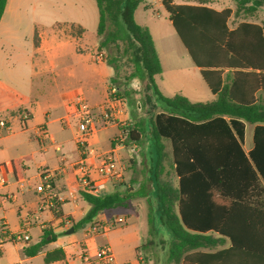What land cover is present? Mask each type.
I'll return each instance as SVG.
<instances>
[{"label": "trees", "instance_id": "obj_1", "mask_svg": "<svg viewBox=\"0 0 264 264\" xmlns=\"http://www.w3.org/2000/svg\"><path fill=\"white\" fill-rule=\"evenodd\" d=\"M158 1L213 100L191 102L159 91L155 76L162 68L152 36L134 18L143 0H94L97 49L107 51L105 62L114 71L111 84L120 80L119 60L132 65L116 94L128 99L134 91L126 85L136 78L146 82L154 97L156 111L148 122L154 146L149 176L156 206L148 209L147 220L157 217L171 236L168 264H264V23L241 20L229 26L231 17L239 12L252 16L264 0H232L234 10H217L209 6L210 0ZM6 2L0 0V19ZM246 123L254 125L253 147L247 153L242 147ZM142 127L140 120L129 127L125 143L139 141L135 129L142 133ZM11 168L17 176V163ZM81 193L90 208L79 225L101 212L127 208L133 198L130 189ZM48 235L30 253L48 243ZM225 239L228 248L201 252ZM55 258H63L60 249L47 253L44 260Z\"/></svg>", "mask_w": 264, "mask_h": 264}, {"label": "crops", "instance_id": "obj_2", "mask_svg": "<svg viewBox=\"0 0 264 264\" xmlns=\"http://www.w3.org/2000/svg\"><path fill=\"white\" fill-rule=\"evenodd\" d=\"M8 6L9 0L6 2L0 19V35L3 31V19ZM72 29L78 31V27H72L71 33ZM79 33L77 37L71 34L72 38H75L76 46L75 53H73L75 58L69 59L70 61L68 58L61 59L58 63L52 58L47 60L46 55L49 50L52 49L55 56L57 51H62L59 48L60 44L52 43L56 39L54 36L49 44L45 38H40L30 51L20 50L12 44L7 45L10 51L5 57L11 59L14 57L17 61H22L27 74L25 81L22 82L25 87L24 92L20 90V83L17 82L14 86L4 74H0V115L8 118L12 128L11 133L0 138V166L5 169L7 180V185L0 190V196H13L9 199L3 198L0 219L5 220L10 232H26L29 240L25 243L6 242L2 244L0 264H78L81 248H85L88 254L93 255L102 245H108L111 248L119 264H168V243L171 236L160 225L157 217H152L151 223L147 220L148 209L156 206L153 198L154 185L149 176V169L153 164L154 146L144 142L142 133L139 129H135V135L139 136V141L134 142L139 148L138 153L133 155L129 153L125 157L119 154L123 148H129L130 144H126V140H121L120 143L114 140L120 139L124 125L131 127L137 121L128 115L127 98L117 94L116 96L111 95L110 88L114 87L113 84L110 81L104 84V78L108 75H102L101 64L105 60L95 59L94 62L99 66L94 67L83 59V48L77 44L82 38L83 29ZM153 43L156 49L154 39ZM4 49L5 45L0 43V56ZM1 62L0 58V65ZM5 63L4 67L9 61L5 59ZM202 82L206 86L203 79ZM114 88L118 91L117 87ZM199 90L205 92L202 86ZM206 90L209 100L205 102L213 100L215 96L208 88ZM176 94L188 97L182 90L172 96ZM78 97L85 99L93 113L96 126L86 142L88 161L96 164L101 156L112 154L122 174L121 179L108 182L105 192L100 195L126 189H130L133 194L129 207L101 212L94 217L103 224L123 218L125 219L124 227L115 225L108 231L96 235L86 233L88 223L79 225V221L87 214L90 207L83 199L74 173V165L81 157V150L75 139L79 122ZM116 97L121 103L115 101ZM24 112L28 114V118L22 127L20 115ZM57 123L59 125H56ZM97 125H101L100 130H97ZM247 125L248 123L245 124L242 145L246 153L253 147L252 140L246 143ZM249 125L252 134L254 125ZM108 127L116 128L118 131L112 138H109L110 148L91 151L96 142V139L92 137ZM39 129L44 132L41 144L36 145L31 138L40 139ZM29 131H33L31 138ZM67 132L70 134L69 138H67ZM164 144L165 153L169 155L170 147L167 142ZM50 152H54V155ZM12 162L17 163V176L11 168ZM167 163L166 158V168ZM43 170L55 171V176L51 181L50 201L44 202L42 201L45 193L36 191V187L43 183L40 177ZM41 202L46 206L38 210ZM137 211L145 215L141 234L135 223L127 224V219ZM70 228H73V232L66 233ZM45 234H49L47 236L49 242L43 244L37 252L30 253L32 247L40 242ZM212 235L214 238L218 237L217 234ZM146 241L151 248L145 253L142 247ZM160 244L163 246L159 247ZM229 246V240L225 239L221 245L201 250V252L213 253ZM55 249L62 251L63 258L45 261V255ZM159 250L165 258L162 262L159 259Z\"/></svg>", "mask_w": 264, "mask_h": 264}, {"label": "rangeland", "instance_id": "obj_3", "mask_svg": "<svg viewBox=\"0 0 264 264\" xmlns=\"http://www.w3.org/2000/svg\"><path fill=\"white\" fill-rule=\"evenodd\" d=\"M175 2L195 3V0H175ZM158 4L159 2L157 0H143L135 10L134 18L138 24L146 26L149 29L155 41L156 52H158L157 54L162 64L161 74L155 76V83L159 91L165 96H172L178 93L179 90H182L188 96L186 98L190 101L205 102L209 100L207 88L202 84V78L198 69L192 63L185 48L174 32L167 18V12L161 5L158 6ZM209 6L218 9L223 7L235 9V4L232 0H210ZM241 20L259 24L264 23V6L257 9L252 16L244 12H239L237 16L230 18L229 26L233 28ZM97 25L98 13L94 0H9V6L3 19V31L0 35V43L5 45V49L0 56L2 61L0 65V70L2 72L0 71V74H4L8 78L7 80L12 82L14 86L17 82L20 83V90L24 92L25 87H23L22 82L25 81L24 78L27 74L26 69L23 62L17 61V58L13 57V59H11L5 57L10 51L7 45L12 44L20 50L30 51L32 47H35L40 38H45L49 44L52 42V37L54 36L56 39L52 43L60 44L59 48L62 49V51H57L55 56L52 49L49 50V53L46 55L47 60L52 58L58 63L61 59L68 58V61H70L69 59L73 60L75 58L73 57V53H75L76 46L75 38L73 39L72 35L75 37L80 35L78 31H74L73 29L71 33L70 29L79 26L83 29V33L81 35V40L77 42V44L83 48L82 57L94 67L99 66V64L94 62L95 55L102 53L104 56L103 60H105L107 51L97 49L99 41L97 36ZM14 55H16V53H14ZM5 59H7L9 63L4 67L3 65L6 64ZM19 60L22 59L19 58ZM117 64L119 65L118 73L120 80L115 82L113 86L122 89L124 79L127 78L132 71V65L125 58L119 60ZM101 65L102 75H108L107 78H104V84H107L113 76L114 71L106 62H103ZM126 86L130 91H134L127 99L126 109L128 115L131 119L134 118V121H141L143 126V140L153 145L148 117L156 111L152 106L154 97L150 95L151 92L146 88V82L144 80L140 81L139 79L133 78L130 79L129 84ZM201 86L204 87V93L199 90ZM147 95L151 97L150 101L145 100V96ZM140 103L142 104L141 107ZM132 113H134V115H132ZM56 125L59 124L57 123ZM250 127L251 126L248 124L246 130V143L252 140ZM100 128L101 125H97V130H100ZM32 132L33 131L28 132L30 138ZM67 133V138H69L70 134L69 132ZM117 133L118 131L116 128L109 127L97 132V134L92 137L96 139V142L91 151L110 148L109 138H112ZM42 136L41 134L39 137L40 139H31L36 145H40ZM88 139L89 137L87 140ZM53 153L54 152H50V154ZM129 153L132 154L129 148H123L119 152V154L124 157ZM167 159L169 160V157H167ZM105 190L102 191V193L105 192ZM144 219L145 215L143 212H133L132 217L127 219V224L130 225L135 223L139 229V234H141L143 232ZM118 227H124V224H119ZM147 241L142 247L145 253L149 252L151 248V245ZM161 246L163 245L160 244L159 247ZM92 250L94 251V248ZM159 259L161 262L165 259L164 255L161 254V250H159Z\"/></svg>", "mask_w": 264, "mask_h": 264}, {"label": "built area", "instance_id": "obj_4", "mask_svg": "<svg viewBox=\"0 0 264 264\" xmlns=\"http://www.w3.org/2000/svg\"><path fill=\"white\" fill-rule=\"evenodd\" d=\"M95 59L102 61L104 56L102 53L95 55ZM111 95L116 96V89L110 88ZM115 101L121 103L120 99L116 97ZM78 128L75 133V139L81 150V157L74 165V173L79 189L83 192L91 193L93 195H100L102 191L106 189L107 183L112 180L121 179L122 174L119 170L117 161L112 154H106L99 158L96 164H92L88 161L86 154V142L88 136L95 131V121L92 111L86 104L83 97H78ZM28 118L26 112L20 115V124L23 127L25 121ZM12 132V128L9 124L7 117L0 115V138ZM42 134L43 130L39 129ZM129 134V129L126 125L122 127L120 139H115L114 142H121L126 140ZM132 154L138 153V146L136 143H131L129 146ZM55 176V171L43 170L40 174L43 183L36 187V191L45 193L44 201H50L52 185L51 181ZM7 185L5 178V169L0 166V190ZM12 195L8 197L0 196V207L3 198H12ZM39 205L38 210L45 208V203ZM125 223V219L117 218L107 224H103L100 221L93 218L87 226L86 233L89 235H96L103 233L114 227L115 225ZM29 240V235L24 231L10 232L7 228V224L3 218L0 219V246L6 242L25 243ZM78 264H119L116 262L114 254L108 245L100 246L93 255L88 254L85 248H81L79 252Z\"/></svg>", "mask_w": 264, "mask_h": 264}, {"label": "water", "instance_id": "obj_5", "mask_svg": "<svg viewBox=\"0 0 264 264\" xmlns=\"http://www.w3.org/2000/svg\"><path fill=\"white\" fill-rule=\"evenodd\" d=\"M73 232V228H70L69 230L66 231V233H72ZM47 239H49V237H47Z\"/></svg>", "mask_w": 264, "mask_h": 264}]
</instances>
